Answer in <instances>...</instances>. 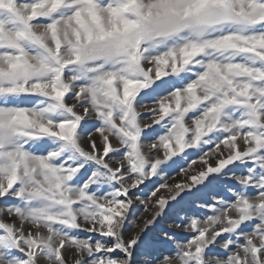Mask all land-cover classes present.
Instances as JSON below:
<instances>
[{
  "label": "snow or ice",
  "instance_id": "1",
  "mask_svg": "<svg viewBox=\"0 0 264 264\" xmlns=\"http://www.w3.org/2000/svg\"><path fill=\"white\" fill-rule=\"evenodd\" d=\"M0 264H264V0H0Z\"/></svg>",
  "mask_w": 264,
  "mask_h": 264
},
{
  "label": "rangeland",
  "instance_id": "2",
  "mask_svg": "<svg viewBox=\"0 0 264 264\" xmlns=\"http://www.w3.org/2000/svg\"><path fill=\"white\" fill-rule=\"evenodd\" d=\"M148 119V117L147 116H145V120H147ZM170 183L172 182V181H169ZM198 203H199V201H198ZM183 207H187V204H184V205H182ZM170 215H171V213H170ZM172 223V221L171 220H166V221H164L163 222V225L164 226H168V225H170Z\"/></svg>",
  "mask_w": 264,
  "mask_h": 264
}]
</instances>
